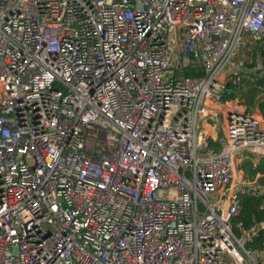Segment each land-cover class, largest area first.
I'll return each mask as SVG.
<instances>
[{
    "label": "built area",
    "instance_id": "2783aa9c",
    "mask_svg": "<svg viewBox=\"0 0 264 264\" xmlns=\"http://www.w3.org/2000/svg\"><path fill=\"white\" fill-rule=\"evenodd\" d=\"M263 73L264 0H0V264H264Z\"/></svg>",
    "mask_w": 264,
    "mask_h": 264
},
{
    "label": "trees",
    "instance_id": "16d2710c",
    "mask_svg": "<svg viewBox=\"0 0 264 264\" xmlns=\"http://www.w3.org/2000/svg\"><path fill=\"white\" fill-rule=\"evenodd\" d=\"M258 49H262L261 45L258 46ZM264 82V73L259 76L258 83L261 84ZM241 95L245 96L247 100L251 102H255V98L257 95V89L252 86L250 83H246L242 90L239 92ZM262 110L264 112V103L261 104ZM252 161H247L246 164L252 166ZM258 171H264V157L260 160L257 167L250 170L251 175H255ZM259 202L256 198L245 196L244 197V210L237 217V220H242L246 223V225L250 226L255 221L264 220V212L259 210L258 206ZM262 242H264V233H262L256 240V243L253 246H261Z\"/></svg>",
    "mask_w": 264,
    "mask_h": 264
},
{
    "label": "rangeland",
    "instance_id": "374dc122",
    "mask_svg": "<svg viewBox=\"0 0 264 264\" xmlns=\"http://www.w3.org/2000/svg\"><path fill=\"white\" fill-rule=\"evenodd\" d=\"M245 39H246V40H250L248 36H245ZM248 49H249V48L245 49L244 51H245L246 53L242 52V54L244 53V54H245V57H246L247 59H250L251 56H249L250 53L248 54V52H249ZM250 49L252 50L251 47H250ZM243 87H244V85H243ZM263 157H264V156H263ZM238 163L242 166L241 169L246 170V171L249 173V175H251L250 170L256 167L254 163H251L252 166L246 164V162H244V161H242V162L238 161Z\"/></svg>",
    "mask_w": 264,
    "mask_h": 264
},
{
    "label": "crops",
    "instance_id": "0c3cea01",
    "mask_svg": "<svg viewBox=\"0 0 264 264\" xmlns=\"http://www.w3.org/2000/svg\"><path fill=\"white\" fill-rule=\"evenodd\" d=\"M241 95V94H240ZM243 98H246L245 96H243V95H241ZM247 99V98H246ZM263 157H261L260 159H259V161L258 162H256V163H254L255 164V166L257 167V165L259 164V162H260V160L262 159ZM244 162H247V161H244ZM239 166H240V168L242 167L240 164H239ZM246 171V170H245ZM259 172V171H258Z\"/></svg>",
    "mask_w": 264,
    "mask_h": 264
}]
</instances>
